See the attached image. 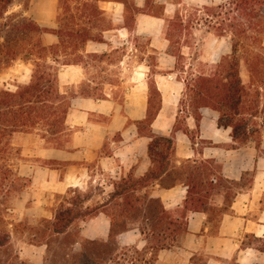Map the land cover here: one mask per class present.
<instances>
[{
    "label": "crops",
    "instance_id": "obj_1",
    "mask_svg": "<svg viewBox=\"0 0 264 264\" xmlns=\"http://www.w3.org/2000/svg\"><path fill=\"white\" fill-rule=\"evenodd\" d=\"M59 5L60 0H33L26 12L40 26L56 28ZM156 5L163 7L161 15L148 11ZM177 7L178 0H133L135 15L130 21L126 1L102 2V9L111 19L103 31L105 42H88L85 53L111 54L121 50L127 56L137 57L136 54L143 51L142 41L145 40L148 57L143 51L139 67L132 68L133 82L123 102L112 94L96 97L86 93L71 98L66 119L71 135L68 141L62 140L61 146L34 133L13 136L12 144L21 150L24 159L12 168L31 181V189L18 197L23 209L17 221L53 220L55 198L74 192L88 193L96 186L114 188L123 179H139L155 169L149 153L152 138L141 135L134 124L147 116L152 78L162 97L152 132L154 136L172 139L173 147L168 159L171 166L151 185V193L160 198L174 219L185 222L187 228L176 238L174 246L157 252L158 263L264 264V156L253 141L245 145L235 142L232 128L219 126L218 112L201 108L198 120L191 109H185L182 104L185 83L174 72L175 56L166 33L168 20ZM150 56L157 59L155 68L159 71L154 68V75L149 67ZM169 59L174 62L162 68L163 60ZM91 71L92 68L84 65L64 66L59 71V83L81 85V90L87 92L94 89L92 85L97 86L90 80ZM7 76L0 74V81ZM184 128L189 129L191 136ZM261 149H264V131ZM157 150L162 152L163 147ZM196 168L198 173L194 177L204 199L201 211L185 209L189 187L179 181V177L186 180ZM247 172L253 174L249 185L242 182ZM221 179L243 184L232 187L229 192L222 187ZM79 224L81 242H108L111 222L102 211ZM81 242L75 245L81 247ZM142 243L145 247L147 240L143 239L139 228L117 236L121 248L138 247ZM21 244V259L28 257L36 264H44L46 244Z\"/></svg>",
    "mask_w": 264,
    "mask_h": 264
},
{
    "label": "trees",
    "instance_id": "obj_2",
    "mask_svg": "<svg viewBox=\"0 0 264 264\" xmlns=\"http://www.w3.org/2000/svg\"><path fill=\"white\" fill-rule=\"evenodd\" d=\"M14 1L0 0V64L19 60L25 54L36 56L37 60L29 83L17 86L16 91L0 89V182L27 181L31 185L28 178L19 176L12 168L13 158L21 160V150L13 146L12 138L18 133L31 134L38 131L41 132L42 139L61 146L63 137L71 133L66 124L70 102H67L68 98L59 91L60 68L56 65L60 64L61 58L66 59L68 48L78 51L88 42L104 43L105 29L97 35L91 34L86 28L69 30L63 21L71 17H65L64 14L58 15L57 28L42 27L28 16H6ZM60 2L63 8L68 0ZM86 9L83 17L90 22L92 18L96 19L104 14L103 10L94 8L89 3L86 4ZM18 17L20 18L16 20ZM133 19L134 16L131 15L129 20ZM91 24L94 25L92 22ZM169 25L175 31H179V48L189 45L194 30L198 27H203L217 38L229 39L231 52L221 56L220 60L210 67L209 73L198 71L191 73L189 78L182 79L185 83L182 104L185 109L189 107L198 120L201 108H210L218 112L219 126L232 128L235 142L245 145L253 141L260 153L264 131V105H261V91L264 90V0H224L219 4L196 8L189 16H183L179 11V20H172ZM45 34L56 36L58 43L49 46L37 43L36 49L29 48L27 43L32 38ZM167 38L172 44L171 33L167 34ZM61 53L64 56H60ZM90 56L96 60L106 57L107 54ZM153 58L154 56H150L148 61ZM180 58H183L181 54L179 60ZM80 64L81 61L72 63L65 60L62 65ZM149 67L154 75L156 63H149ZM181 67V71L185 72L184 63ZM242 67H245L249 74L248 84L243 82ZM191 68L192 64H189L188 69ZM79 95L87 94L81 91ZM79 95L75 94L74 97ZM148 98L146 118L134 124L138 126L141 135L152 138L149 153L155 169H151L142 178L123 179L115 184L114 191L101 205L102 210L89 206L84 208L83 204L89 198L87 193L74 192L73 197H63L64 201L53 211V220L43 219L46 226L43 225L41 231L35 228L37 231L31 235L33 239L30 241L31 244H46L48 250L50 240L55 241V246L63 244L65 239L74 235L75 226H79L81 221L95 217L100 211L105 213L111 222L109 240L106 243H117V236L131 229L128 227L129 224L140 221L143 225L139 227L142 235L150 236V240H146L147 243H152L149 247L152 255L154 253L157 255L160 250L170 249L176 238L187 231L186 223L174 219L164 208L160 198L154 197L151 193V185L167 173L171 166L168 159L173 140L154 136L152 132V124L162 105L161 93L153 79L149 80ZM184 131L191 136L188 128H184ZM159 146L163 147L162 152L157 150ZM197 173L196 168L186 180L179 177V181L189 187L185 209L193 211H201L204 205V199L200 196V185L194 177ZM242 182L251 184L253 174L245 173ZM242 182L221 179L222 187L229 192H232V187L241 186ZM15 190L22 193L24 187L19 184ZM21 222L23 221L19 223ZM78 242H81L80 237L74 245ZM85 242L95 243L82 241L81 245ZM2 246L4 245L0 244V247ZM58 249L60 247H55L53 252Z\"/></svg>",
    "mask_w": 264,
    "mask_h": 264
},
{
    "label": "rangeland",
    "instance_id": "obj_3",
    "mask_svg": "<svg viewBox=\"0 0 264 264\" xmlns=\"http://www.w3.org/2000/svg\"><path fill=\"white\" fill-rule=\"evenodd\" d=\"M126 1L129 8V16L135 15L133 10V0H123ZM179 7L171 19L168 20L167 34L171 33L173 36L171 44V53L175 56V68L174 72L178 78L185 79L189 78L191 73H197L198 71L210 72V67L216 64L221 56L229 54L231 52L230 42L228 38H217L214 34L208 33L203 27H198L194 30V36L192 37L189 47L187 45L179 48V31H175L170 27L169 22L172 20H179V11L183 16H189L192 14L196 8H201L204 5H213L219 4L224 0H178ZM33 0H15L12 6L10 7L6 16H28L26 12L31 6ZM103 0H68L67 5L65 4L62 8L60 2L59 14H64L65 17H73L71 20L63 21V24L68 25V29L78 30L80 28H86L90 31L91 34L97 35L102 30L110 25V16L102 9ZM89 3L94 8H99L104 11V14L99 18H92V23L83 16L87 12L86 4ZM150 13H155L156 15H161L163 13V7L156 5L153 6L151 10H148ZM16 16V17H17ZM20 17L16 18L18 20ZM134 20V19H133ZM132 21V20H130ZM58 23V20H57ZM58 27V24L56 28ZM39 43L41 46L55 45L58 43V38L54 35L45 34L39 37L32 38L28 42L29 48H34L35 44ZM143 48L141 50L146 53L149 50L146 41H142ZM86 46V45H85ZM84 45L78 50L73 51V48H68V55L66 59L61 58L60 64L56 66L60 68V71L65 65H62L63 62L70 61L72 63H80L92 68L91 79L97 86L94 84L92 87L94 89L87 91V94L96 96V97H107L111 95L116 99H119L120 102H123L124 95L127 94L128 87L132 84L133 75L132 68L139 67L138 63L141 61L143 56V51L137 53V57L127 56L123 54L121 50L114 51L111 54H107L106 57L101 59L93 60L90 54H86V47ZM132 48L133 46H128ZM39 48V47H37ZM182 55L183 58L179 60V55ZM101 55V54H98ZM60 56H64L63 53ZM36 56H31L30 54H25L16 61H6L0 64V74H8L5 80L0 81V89L16 91L17 86L24 85L31 81L33 71L35 69ZM156 63L157 59L154 57L150 60L149 63ZM164 64L161 65L162 68L167 67L168 62H174V60L169 59L163 60ZM182 63L186 66L184 69L185 72H182ZM180 64V65H179ZM189 64H192V68L188 69ZM130 68V71L128 69ZM155 71H159L158 68H155ZM175 75V76H176ZM141 76V75H137ZM241 76L243 82L248 84L249 74L245 67L241 68ZM152 78H150L151 80ZM59 91L65 95L67 102H71V98L75 94L81 93V85H66L63 86L60 83L58 84ZM261 105H264V90L261 91ZM69 111V110H68ZM181 122L183 119H180ZM67 124V123H66ZM40 136L41 132H33ZM71 133H67L63 140L68 141L70 139ZM41 137V136H40ZM261 155L264 156V149L261 151ZM21 159H24L21 156ZM20 160L13 158L12 164H19ZM249 178V177H248ZM23 185L24 192L31 189V185L27 181H18L12 183L10 180L3 183L0 182V244L4 245L0 247V264H36L32 259L24 257L21 259L19 250L21 248V243L26 242L30 243L32 239L31 235L36 233L37 230L44 228L42 220L33 222L27 218L23 222L19 223L17 220L20 218V212L23 209L22 201H19L18 197L21 192H16V187L18 185ZM8 189L10 191L8 192ZM114 191V188L110 186H96L88 190V197L92 198L91 202L83 204L84 208L89 206L92 209L98 208L101 209V202H106L110 196V193ZM65 198L75 196L73 193L65 195ZM88 198V199H89ZM54 207H58L59 204L64 201L62 197L55 198ZM52 201V199H51ZM15 210V211H14ZM80 225V224H79ZM140 221L131 223L128 225L129 228H139L142 227ZM37 228V230H35ZM34 230V231H32ZM79 226H75L73 229L72 237L65 239L63 244L57 246L55 241L50 240V249L47 251V255L44 258V264H159L158 256L154 253L150 254V246L152 243H147L145 247L143 244L137 245L138 247H126L121 248L117 243H105V242H95L88 243L85 242L83 245L77 246L74 245L76 241H79L78 235ZM40 237V235L38 234ZM143 239H149L150 236L142 235ZM43 240L46 241V238ZM54 240V239H52ZM36 241H39L36 239ZM175 242L172 243L174 246ZM55 247H60V249L53 252Z\"/></svg>",
    "mask_w": 264,
    "mask_h": 264
}]
</instances>
